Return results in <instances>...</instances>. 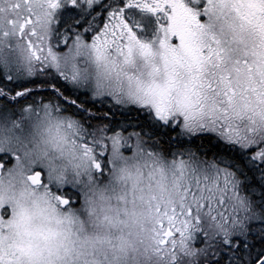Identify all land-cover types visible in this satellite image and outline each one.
Returning a JSON list of instances; mask_svg holds the SVG:
<instances>
[{"label": "snow or ice", "instance_id": "1", "mask_svg": "<svg viewBox=\"0 0 264 264\" xmlns=\"http://www.w3.org/2000/svg\"><path fill=\"white\" fill-rule=\"evenodd\" d=\"M0 264H264V0H0Z\"/></svg>", "mask_w": 264, "mask_h": 264}]
</instances>
